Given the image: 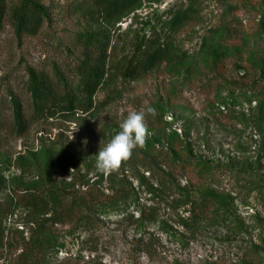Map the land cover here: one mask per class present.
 Returning a JSON list of instances; mask_svg holds the SVG:
<instances>
[{
  "label": "rangeland",
  "instance_id": "obj_1",
  "mask_svg": "<svg viewBox=\"0 0 264 264\" xmlns=\"http://www.w3.org/2000/svg\"><path fill=\"white\" fill-rule=\"evenodd\" d=\"M33 1L48 16L27 36L10 20L20 0H0V264H13L22 242L41 229L47 242L35 264H264V100L193 66L217 27H233L244 51L264 52V0H136L116 20L89 17L86 0ZM178 14L187 19L173 26ZM86 33L104 38L108 55L91 98L80 90L78 70ZM153 47L176 60L123 79L119 67ZM30 72L50 87V104L33 102ZM145 106L157 114L146 116L144 146L115 172H97L95 154L129 112ZM46 182L65 195L90 188L109 199L72 224L58 220L56 199L48 215L34 216L18 197ZM201 195L218 201L206 220L192 214Z\"/></svg>",
  "mask_w": 264,
  "mask_h": 264
},
{
  "label": "trees",
  "instance_id": "obj_2",
  "mask_svg": "<svg viewBox=\"0 0 264 264\" xmlns=\"http://www.w3.org/2000/svg\"><path fill=\"white\" fill-rule=\"evenodd\" d=\"M86 13L91 18L116 20L129 13L136 5V0H86ZM10 20L17 35L35 36L47 21V9L33 0H20L11 10ZM186 14H178L173 19V26L185 22ZM264 18L261 20V37L264 38ZM86 52L78 70L80 90L87 98L98 91L106 76L108 62L107 47L104 38L99 40L98 33L82 35ZM230 40L228 41V39ZM237 41V42H235ZM176 60L166 47L147 48L138 55H132L120 67L118 73L123 79H140L157 70L164 62ZM194 68L212 77L213 81H222L231 88L244 90L257 101L264 100V52H247L238 42L233 27H220L209 31L202 40L200 50L194 62ZM231 75L226 77L228 68ZM28 90L35 104H50L52 92L40 77L30 72ZM68 110L74 113V101L66 98ZM12 120L16 133L22 136L26 125L19 103L12 100ZM264 135V127H258ZM119 130L116 128L115 133ZM156 150L152 154H156ZM207 175H204L205 178ZM56 194V195H55ZM55 196V197H54ZM56 199L60 214L58 220L72 224L80 222L82 217L93 208L104 204L105 197L98 189H87L84 193L65 195L57 191L50 182L34 186L18 197V202L36 216H45L50 212L51 200ZM218 204L213 195H201L193 199L192 214L197 220H206ZM46 235L41 229L36 236L23 241L20 253L13 264H35L44 250ZM5 236L0 232V250L5 246ZM8 246V245H7Z\"/></svg>",
  "mask_w": 264,
  "mask_h": 264
},
{
  "label": "clouds",
  "instance_id": "obj_3",
  "mask_svg": "<svg viewBox=\"0 0 264 264\" xmlns=\"http://www.w3.org/2000/svg\"><path fill=\"white\" fill-rule=\"evenodd\" d=\"M156 109L145 106L133 110L119 124V130L109 142L95 154L97 172L108 175L118 170L122 162L127 161L134 150L142 148L150 135L146 125V116L155 117Z\"/></svg>",
  "mask_w": 264,
  "mask_h": 264
}]
</instances>
